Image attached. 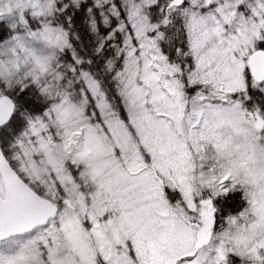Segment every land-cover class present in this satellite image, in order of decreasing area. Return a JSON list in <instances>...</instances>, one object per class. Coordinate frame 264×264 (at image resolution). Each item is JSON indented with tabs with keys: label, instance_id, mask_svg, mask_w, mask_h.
I'll list each match as a JSON object with an SVG mask.
<instances>
[{
	"label": "snow or ice",
	"instance_id": "obj_1",
	"mask_svg": "<svg viewBox=\"0 0 264 264\" xmlns=\"http://www.w3.org/2000/svg\"><path fill=\"white\" fill-rule=\"evenodd\" d=\"M0 264H264V0H0Z\"/></svg>",
	"mask_w": 264,
	"mask_h": 264
}]
</instances>
